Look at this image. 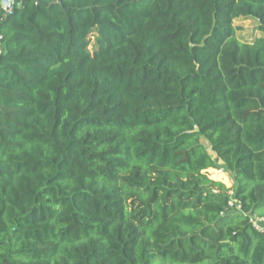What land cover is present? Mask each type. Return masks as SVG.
<instances>
[{
    "label": "trees",
    "instance_id": "1",
    "mask_svg": "<svg viewBox=\"0 0 264 264\" xmlns=\"http://www.w3.org/2000/svg\"><path fill=\"white\" fill-rule=\"evenodd\" d=\"M4 1L0 264H264V0Z\"/></svg>",
    "mask_w": 264,
    "mask_h": 264
},
{
    "label": "rangeland",
    "instance_id": "2",
    "mask_svg": "<svg viewBox=\"0 0 264 264\" xmlns=\"http://www.w3.org/2000/svg\"><path fill=\"white\" fill-rule=\"evenodd\" d=\"M235 26L238 28L237 35L243 40H252L255 37L262 36L263 33L258 30L257 20L250 17H240L235 19ZM210 152L214 154L211 150L210 145L206 142ZM211 176L215 179L223 181L228 187H232L235 184L234 176L231 171H229L221 162L218 163L217 168H210L208 170Z\"/></svg>",
    "mask_w": 264,
    "mask_h": 264
},
{
    "label": "built area",
    "instance_id": "3",
    "mask_svg": "<svg viewBox=\"0 0 264 264\" xmlns=\"http://www.w3.org/2000/svg\"><path fill=\"white\" fill-rule=\"evenodd\" d=\"M23 4V0H5L3 4V16L1 19H4L14 13V11L21 7ZM2 36L0 35V39ZM0 52H1V46H0ZM233 203V200L231 201ZM253 226L258 230L264 233V217L259 216L257 214L251 215L250 218Z\"/></svg>",
    "mask_w": 264,
    "mask_h": 264
}]
</instances>
